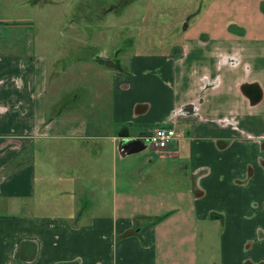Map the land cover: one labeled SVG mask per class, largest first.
<instances>
[{
	"label": "crops",
	"instance_id": "crops-1",
	"mask_svg": "<svg viewBox=\"0 0 264 264\" xmlns=\"http://www.w3.org/2000/svg\"><path fill=\"white\" fill-rule=\"evenodd\" d=\"M246 4L206 2L175 53L126 54L87 116L52 113L56 63L0 36V264H264V0ZM157 127L176 139L125 155L105 207L72 201L69 180L100 187L101 157ZM40 145L62 157L53 196H35Z\"/></svg>",
	"mask_w": 264,
	"mask_h": 264
},
{
	"label": "rangeland",
	"instance_id": "rangeland-1",
	"mask_svg": "<svg viewBox=\"0 0 264 264\" xmlns=\"http://www.w3.org/2000/svg\"><path fill=\"white\" fill-rule=\"evenodd\" d=\"M208 1L0 0V21L4 23L0 26L4 34L0 36L12 37L20 42L18 46L21 52L30 46L35 52L48 55L49 63H56L57 74L53 75L50 66L48 78L49 108L52 113L64 114L66 109L60 107L75 102L80 109L83 106L84 115L87 116L92 112L90 103L104 100L100 97L107 85L110 67L123 62L126 54L177 52L172 40L180 38L187 31L185 28L194 22L196 14ZM246 1L247 4L242 5L244 16L251 15L248 9H253L256 0ZM232 8L235 10L236 7ZM231 9L228 14L233 15L230 18H235V12ZM252 16L255 17L253 13ZM247 22L241 24L248 26ZM205 23L210 27L215 25L210 21ZM204 26L199 22L196 28L200 30ZM56 100L58 105L55 110L53 103ZM43 147L40 145L35 149L38 154L34 161L36 197L53 196L60 190L66 176L61 172L59 149L51 146L44 151ZM116 155L119 156L118 152ZM69 159L73 163L78 161L76 155ZM122 159L124 157L116 158L112 165L101 157L100 187L90 188L86 192L83 182L75 178L69 180V188L75 192L72 201H78L81 196L77 194L83 191L87 198H101L105 207L104 198L108 200L113 191L121 189L122 168L127 166V158ZM112 176L115 180H112Z\"/></svg>",
	"mask_w": 264,
	"mask_h": 264
},
{
	"label": "built area",
	"instance_id": "built-area-1",
	"mask_svg": "<svg viewBox=\"0 0 264 264\" xmlns=\"http://www.w3.org/2000/svg\"><path fill=\"white\" fill-rule=\"evenodd\" d=\"M178 133H182L179 132ZM176 139V131L173 128L157 127L149 131L142 139L146 147L151 148L157 154H162L167 146Z\"/></svg>",
	"mask_w": 264,
	"mask_h": 264
},
{
	"label": "water",
	"instance_id": "water-1",
	"mask_svg": "<svg viewBox=\"0 0 264 264\" xmlns=\"http://www.w3.org/2000/svg\"><path fill=\"white\" fill-rule=\"evenodd\" d=\"M146 134L147 133H144L142 135H138L133 140L121 141L120 145L118 147V154L121 157H124L125 155H130V154L145 150L147 147H146V145L142 139L146 136Z\"/></svg>",
	"mask_w": 264,
	"mask_h": 264
}]
</instances>
